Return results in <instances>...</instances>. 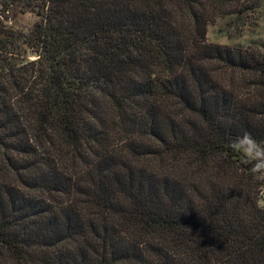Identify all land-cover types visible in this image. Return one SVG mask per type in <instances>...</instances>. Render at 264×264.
I'll use <instances>...</instances> for the list:
<instances>
[{
	"label": "trees",
	"instance_id": "1",
	"mask_svg": "<svg viewBox=\"0 0 264 264\" xmlns=\"http://www.w3.org/2000/svg\"><path fill=\"white\" fill-rule=\"evenodd\" d=\"M259 7L0 0V264H264V50L207 39Z\"/></svg>",
	"mask_w": 264,
	"mask_h": 264
},
{
	"label": "rangeland",
	"instance_id": "2",
	"mask_svg": "<svg viewBox=\"0 0 264 264\" xmlns=\"http://www.w3.org/2000/svg\"><path fill=\"white\" fill-rule=\"evenodd\" d=\"M237 1V0H236ZM241 3L244 0H238ZM259 9L255 13H244L241 16L231 15L219 18L208 26L207 39L210 43L231 48L257 47L264 50V0H258ZM14 28L30 30L38 17L32 13L12 12ZM264 182V181H263Z\"/></svg>",
	"mask_w": 264,
	"mask_h": 264
},
{
	"label": "clouds",
	"instance_id": "3",
	"mask_svg": "<svg viewBox=\"0 0 264 264\" xmlns=\"http://www.w3.org/2000/svg\"><path fill=\"white\" fill-rule=\"evenodd\" d=\"M231 147L252 162V174L256 179L264 181V143L258 142L251 133L245 132L231 141ZM261 207L264 208V205Z\"/></svg>",
	"mask_w": 264,
	"mask_h": 264
},
{
	"label": "built area",
	"instance_id": "4",
	"mask_svg": "<svg viewBox=\"0 0 264 264\" xmlns=\"http://www.w3.org/2000/svg\"><path fill=\"white\" fill-rule=\"evenodd\" d=\"M260 197H261V201L264 205V184L262 185L261 191H260Z\"/></svg>",
	"mask_w": 264,
	"mask_h": 264
}]
</instances>
